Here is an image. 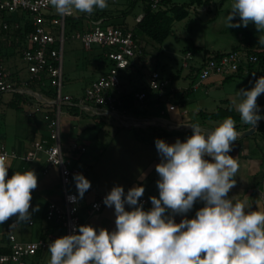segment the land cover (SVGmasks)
Returning <instances> with one entry per match:
<instances>
[{
    "label": "clouds",
    "instance_id": "9594fccd",
    "mask_svg": "<svg viewBox=\"0 0 264 264\" xmlns=\"http://www.w3.org/2000/svg\"><path fill=\"white\" fill-rule=\"evenodd\" d=\"M57 13L74 10L92 13L108 7V0H49ZM238 16L239 20L234 21ZM225 22L227 28L253 23L264 32V0H232ZM264 44V37L259 38ZM264 93V75L250 89L241 88L236 103L240 119L255 128L264 115L257 97ZM236 121L226 117L212 131H202L199 123L189 125L192 134L167 143L157 138L155 147L161 157L156 165L159 175L158 197H149L151 208L138 202L145 189L133 186L125 193L115 185L103 197L113 207L115 228L97 230L90 224L51 241L48 264H264V211L246 210L244 201L228 196L236 180L237 160L230 155L239 136ZM8 163L0 155V223L15 215L17 221L30 218L32 190L37 187L34 170L15 171L8 177ZM75 203L90 188L91 181L74 173ZM202 201L195 216L188 213ZM125 205L134 206L126 210ZM38 210V206L33 211ZM176 214L183 218L177 223Z\"/></svg>",
    "mask_w": 264,
    "mask_h": 264
},
{
    "label": "crops",
    "instance_id": "0c3cea01",
    "mask_svg": "<svg viewBox=\"0 0 264 264\" xmlns=\"http://www.w3.org/2000/svg\"><path fill=\"white\" fill-rule=\"evenodd\" d=\"M75 12L77 13V10ZM8 20L23 26L28 20L30 21V17L27 13L21 11L5 14L0 12V25ZM137 61L138 57L135 59L133 67H129L130 70L135 68ZM203 61L204 55L199 56L195 65L188 64L189 70L193 66H199ZM107 67L106 64V69ZM17 70L10 71V73L18 84L22 85L29 78L27 62L25 61L24 69ZM98 76L86 83L81 91L69 84L74 77L65 75V83L67 81L65 93L75 97L82 96L85 88ZM224 78L221 75H213L197 89H193V91H198L203 88L205 93H166L165 96H160L157 93L150 92L146 100H137L140 109L139 114L128 112L120 107L119 115L113 112L94 115L87 111H72L68 106H64L61 114L63 151L74 158L76 165L84 171L83 175L91 181L90 188L80 198L79 213L82 219L97 230L106 228L111 231L115 228L114 206L105 205L101 211L90 212L91 202L100 194L108 193L115 185L123 186L125 192L133 186L143 185L145 191L138 198V202L145 198L147 201L143 203V207L145 210L150 209L151 201L149 197L152 195L158 197L159 195L156 183L159 175L156 172V165L160 163L161 157L155 147V140L161 138L167 143H174L179 138L184 141L192 134L189 125L193 123H199L202 131H212L223 119H203L200 112H212L218 106H222L218 104L215 109L210 110L211 102H208L207 99L213 94L209 93V88L212 85L225 82ZM130 80H133L131 76L125 79L122 78V92L139 88L131 87ZM40 83L41 86L36 85L33 89L35 88L42 94L49 95L41 88L43 86L48 87L49 84L46 80H40ZM185 88L187 87L183 86L182 90ZM174 89L177 90V87L171 86L170 90L173 91ZM4 95L0 98V109H4L6 106L16 108L13 104L14 101L9 102V100H12L13 95L8 99H4ZM219 98L220 103L232 102L236 110V104L232 96L227 94ZM28 100L33 102L24 104L23 108L19 104L17 109L21 110L23 116L21 119L22 125L26 126L29 123V127L22 129L20 132L17 131L10 146H8L5 135L0 133V144L4 143L9 149H15L19 153L27 151L33 146L35 140L46 138L50 133L49 122L52 113L46 109L36 112L34 108L40 101H35L32 97ZM215 100L217 102L218 99ZM212 101L215 103L214 100ZM170 103H175L176 108L170 109ZM116 119L120 121L118 122ZM145 119L147 120L144 121ZM259 124L253 132L248 134L243 133L251 127L250 125L237 130L240 134L234 141L229 154L237 160L239 167L234 177L236 184L230 189L228 196L233 201H244L247 205L246 210L259 209L264 211V132L258 129ZM75 142L84 149L74 150L72 146ZM46 165L47 155L44 152L38 153L36 159L31 162H25L21 159H9L8 161V177H11L15 171L23 172L29 169L34 170L37 175V187L33 189L29 208L30 218L27 221H18V224L13 228L17 237L23 241L36 240L41 237L53 241L57 237L67 234L62 222L57 219H48L46 216L48 205L51 202L63 205L64 201L60 168L54 165L45 171ZM71 190L77 193L74 181ZM35 206H38L39 214L33 211ZM202 206L203 202L197 201L194 203L193 208L184 215L192 218L195 216L196 210ZM125 207L126 210H130L134 206L125 205ZM182 218L183 216L180 214L174 216L177 223ZM12 219L17 220V217L15 215L10 216L0 223L1 246H6L8 243L6 231L9 221ZM30 221H33V223L30 224ZM49 259L50 253L47 247L30 256L27 264H48Z\"/></svg>",
    "mask_w": 264,
    "mask_h": 264
},
{
    "label": "built area",
    "instance_id": "2783aa9c",
    "mask_svg": "<svg viewBox=\"0 0 264 264\" xmlns=\"http://www.w3.org/2000/svg\"><path fill=\"white\" fill-rule=\"evenodd\" d=\"M117 2L119 0H110ZM145 1V0H140ZM151 6L158 8L163 0H146ZM0 11L6 13L25 12L30 17L33 29L25 32L22 42L23 59L27 62L29 78L18 84L10 71L0 63V98L5 93H19L32 97L35 101H40L35 106L36 112L46 109L53 113L50 122V133L48 137L35 140L33 146L23 153L15 149H9L4 143L0 144V155H5L7 163L9 159H21L31 162L36 159L38 153L44 152L47 155V165L45 171L51 166H58L61 173V185L64 193L63 205L51 202L48 205L46 216L48 219H57L66 228L67 234L73 232L79 225L89 224L80 216V198L75 203L69 201V195L77 193L71 190L74 173H84L74 162L71 155L65 154L62 144L61 114L64 106L77 107L80 111H87L94 115H103L113 112L119 115L122 76L124 68L133 67L135 59L142 53V48L138 43L132 28H126L115 24H105L103 18L92 19L89 28L79 29L71 32L66 31V21L71 14L61 15L57 13L55 7L49 0H0ZM144 13L141 12L136 17L139 21ZM15 28L22 27L14 24ZM2 28L9 30L11 25L8 21L3 22ZM68 38L81 40L86 48L93 45L105 49L106 57L112 62L107 69L94 79L86 88L82 96L75 97L65 93V71L64 53L65 42ZM191 51L186 52L184 65L188 66V58L192 56ZM257 56L248 53L246 50H232L221 53H211L201 64V69L193 89H197L205 80L213 75L226 77L238 72L242 65H247L251 61H256ZM46 80L54 89L55 95L42 94L40 91L30 86L32 80ZM32 87V88H31ZM170 79L164 77L158 70H154L145 88L137 90L135 97L138 101H144L148 93L154 92L160 96H165L170 92ZM170 109H175L176 104L170 103ZM73 149L82 150L84 147L78 143H73ZM126 193V192H125ZM107 193L100 194L91 202L90 212L101 211L105 204L103 197ZM33 195V190H32ZM145 198L139 203H145ZM33 221H30L32 224ZM18 221L12 219L6 231L8 251L0 252V264H27L30 256L48 247L51 240L41 237L36 240H20L14 232V226Z\"/></svg>",
    "mask_w": 264,
    "mask_h": 264
},
{
    "label": "rangeland",
    "instance_id": "374dc122",
    "mask_svg": "<svg viewBox=\"0 0 264 264\" xmlns=\"http://www.w3.org/2000/svg\"><path fill=\"white\" fill-rule=\"evenodd\" d=\"M120 1L116 4L109 3L108 7L105 8L109 11V21L112 23L125 21L124 25L132 28L136 17L143 10V4L139 2L136 8H132L128 13H125L129 8L125 7L123 1L126 2L127 0ZM174 1L178 3L188 2V0ZM231 3L232 0H210L209 4L190 5L189 15L173 22V31L163 43L159 44L151 41L146 36H139L140 47L143 51L138 56L137 64L133 70L129 68L122 70V78L125 79L131 76L133 78V80H130L131 82L129 81L131 87L142 89L147 86L151 73L154 70H158L164 77L170 79V86L177 87V90L174 89V92L170 90L169 93H205L203 88L198 91H188L190 89L188 87L190 85L188 75L190 70L188 66L184 65L186 59L185 50L189 48L192 51L196 47H202L201 50H193L191 58L187 59L188 63L195 65L196 60L198 61V57L201 55L211 54L216 51H231L232 47L240 42L241 32L245 28L256 27L250 22L246 27L227 28L225 17L230 10ZM238 20V16L234 17V21ZM68 34L71 35V32ZM258 36L264 37V32L258 31ZM23 40L24 37L20 36L15 27L4 30L2 25H0V63L8 71H18L17 69L22 70L25 68V61L22 55ZM106 64L107 61L102 54V48L98 45H93L89 49L79 39L68 38L66 40L64 71L66 76L74 77L69 82L71 86L82 91L86 83L106 69ZM262 74L264 75V65L256 63L253 70L245 69L242 76L212 85L209 88V93L213 94L207 99L208 102H211L210 110L215 109L218 104L227 107V103H220L219 100V97L227 94L232 96L235 102H238L241 99L238 96V90L241 88H252L255 80ZM65 84H67V81ZM183 86L187 88L182 90ZM66 89L67 86L65 85L64 91ZM11 95H13L11 97L12 100H9V102L17 101L22 108L25 106L24 104L33 102L32 100L29 101L26 95H21V98L17 97L15 93L9 92L5 93L4 99H8ZM216 98L218 99L217 102ZM257 104H264V93L257 97ZM120 115L123 116L122 114ZM22 117L21 110L17 108L6 106L4 109H0V133L5 135L8 146L14 141L17 131L20 132L22 129H27L30 125L28 123L23 126ZM34 212L40 213L39 210Z\"/></svg>",
    "mask_w": 264,
    "mask_h": 264
},
{
    "label": "trees",
    "instance_id": "16d2710c",
    "mask_svg": "<svg viewBox=\"0 0 264 264\" xmlns=\"http://www.w3.org/2000/svg\"><path fill=\"white\" fill-rule=\"evenodd\" d=\"M117 2H121L120 0ZM117 2H112L108 0L109 3L116 4ZM125 7H127V11L125 13H128L130 9L136 8L139 2L143 4V10L144 13L143 17L139 21H135L132 29L134 31L135 37L139 43V36H146L151 41L156 43H163V41L170 35L173 31V22L178 19H182L189 15V6L193 4H209L210 0H188V2L185 3H178L174 0H163L161 5L154 9L151 4L148 1H140V0H127L126 2L123 1ZM130 5V6H129ZM1 13L5 14V11H0ZM109 11L107 9H94L92 13H83L77 11L72 16H69L66 21V31L67 33L73 32L75 30L89 28L90 22L92 19H99L103 18L105 24H115L122 27H126L125 21H119V23H112L109 21ZM11 27H14V23L12 20H8ZM128 28V27H126ZM33 29V25L28 20L25 25H23L20 28H16L18 30V33L21 37H24L25 32H29ZM260 36H258V30L256 27H247L241 32L240 42L235 44L232 47V50H246L248 53L257 56L256 61L249 62L246 66L242 65L238 72L233 75H228L224 79V81L231 80L236 77H240L245 72V69L253 70L254 65L256 63H259L260 65H264V44L259 42ZM140 44V43H139ZM202 47H196V49L193 50H201ZM231 50V51H232ZM105 49L102 51V54L105 56V59L107 61V66L110 65L112 62L106 57L104 53ZM143 51V50H142ZM191 51V49L187 48L185 50ZM191 51V52H192ZM222 51H216L215 53H221ZM208 56V54L204 55V60ZM203 62H201L202 64ZM201 64L198 66L191 67L189 76H190V89L193 91V83L197 79V76L199 74V71L201 69ZM263 75V74H262ZM36 85L41 86L39 80H32L30 81V86L36 87ZM42 90H45L49 93L50 96L55 95L54 89L48 85V87H41ZM145 88V87H144ZM141 89V88H138ZM136 89V90H138ZM136 90H131L128 92H122L121 94V108L124 110H127L128 112H132L135 114L140 113L139 104L137 101V98L135 97ZM17 97L22 98V94L15 93ZM14 106L16 108L19 107V103L17 101H14ZM72 111H80L77 107H71ZM260 112L262 115H264V104L260 105ZM53 114V113H52ZM50 115L52 117L53 115ZM200 116L203 119H224L226 117L231 116L235 121V127L237 130H240L241 127L249 126L248 124H245L241 119L239 113L235 110L233 103L228 102L227 107L224 106H218V108L215 111L208 112V111H201ZM258 129L264 132V120H262L258 126ZM8 251V248L6 246L0 245V252Z\"/></svg>",
    "mask_w": 264,
    "mask_h": 264
},
{
    "label": "water",
    "instance_id": "95a60500",
    "mask_svg": "<svg viewBox=\"0 0 264 264\" xmlns=\"http://www.w3.org/2000/svg\"><path fill=\"white\" fill-rule=\"evenodd\" d=\"M261 120H262V119H261ZM261 120H260V121H261ZM260 121L258 122V124L260 123ZM258 124H257V125H258ZM254 130H255V128L250 127L249 129L245 130L243 134L251 133V132H253Z\"/></svg>",
    "mask_w": 264,
    "mask_h": 264
}]
</instances>
